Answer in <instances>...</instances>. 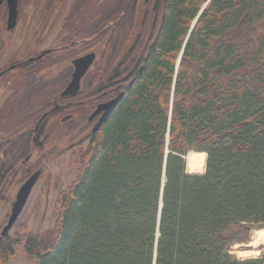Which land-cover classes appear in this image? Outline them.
Instances as JSON below:
<instances>
[{"label": "trees", "instance_id": "trees-1", "mask_svg": "<svg viewBox=\"0 0 264 264\" xmlns=\"http://www.w3.org/2000/svg\"><path fill=\"white\" fill-rule=\"evenodd\" d=\"M208 1L95 9L103 49L77 99L124 97L89 133L51 229L0 235V264L18 245L39 264H264L229 253L264 227V0L200 14ZM191 151L204 174L187 173Z\"/></svg>", "mask_w": 264, "mask_h": 264}, {"label": "flooded vegetation", "instance_id": "flooded-vegetation-1", "mask_svg": "<svg viewBox=\"0 0 264 264\" xmlns=\"http://www.w3.org/2000/svg\"><path fill=\"white\" fill-rule=\"evenodd\" d=\"M65 2L0 0V177L16 174L23 179L20 187L36 172L42 175L39 162L58 148L56 140L61 144L68 138L69 144L65 124L74 120L70 112L82 100L77 99L80 93L62 96L74 73L72 62L95 53V64L103 47L98 10L95 16L84 13L94 0H74L72 9L61 16ZM77 50L86 53L72 54ZM98 105L84 117L90 132L101 116L90 120ZM56 122L58 134L52 131Z\"/></svg>", "mask_w": 264, "mask_h": 264}, {"label": "rangeland", "instance_id": "rangeland-1", "mask_svg": "<svg viewBox=\"0 0 264 264\" xmlns=\"http://www.w3.org/2000/svg\"><path fill=\"white\" fill-rule=\"evenodd\" d=\"M103 1L104 0H94L93 4L84 10L85 15L87 13L88 15L92 14V16H95V9H98L96 6L100 7ZM41 4H44V2L41 1ZM73 4L74 0H66L63 5L64 7H61L62 9L60 10V12L63 11L61 16H64L67 11H70ZM61 20L62 18L59 21L61 22ZM149 29L150 25L147 31H149ZM102 48L103 47L98 49V54H100ZM84 53H86V51L77 50L72 54L82 55ZM66 65L67 62L62 63L64 67ZM75 103H77L76 105H78V107H74L70 112L73 114L72 117L74 120H70L65 124L66 128L70 131L69 144L68 138H65L61 144L56 140L55 145L57 144L58 148H55L49 156L41 158L39 164L40 167L43 168L42 175L33 188L19 219L9 232V236L17 238V235L22 232L43 233L51 229L55 222L60 192L66 190L74 180L76 168L80 164L81 154L84 153L87 148L88 137L91 130L89 126L85 127L86 120H84V117L87 118L90 112L87 113L86 111H92L93 108L89 109V105L87 106L84 100H79ZM59 130L60 127L56 122L52 131L58 134ZM64 142L66 144H63ZM69 145H71V147ZM40 156L41 154H39V157ZM186 171L188 172L187 167ZM6 180V188L3 189L0 199V231L7 223L11 205L15 201L16 193L23 181V179L20 180V178L16 177V174L15 177H7ZM258 230H264V227L253 229L246 242L233 244L229 249L230 255L238 260L262 258L264 261V236L256 246H251V243L256 238L255 232ZM16 249V255L10 259V264H39L38 261H30L26 258L23 252V245H18ZM244 252H255L256 255L239 256V253Z\"/></svg>", "mask_w": 264, "mask_h": 264}, {"label": "water", "instance_id": "water-1", "mask_svg": "<svg viewBox=\"0 0 264 264\" xmlns=\"http://www.w3.org/2000/svg\"><path fill=\"white\" fill-rule=\"evenodd\" d=\"M209 1L204 5L200 14L202 13L206 5L209 3ZM196 21L197 19L194 21L192 28L194 27ZM181 55L182 53L180 54L178 58V64L180 63ZM95 58H96L95 53H89L85 56H82L80 58L73 60L72 64L74 67V73L72 75V79L70 83L68 84V86L65 88V90L62 93L63 97L74 98L80 93L81 81L87 75L91 67L93 66ZM123 97H124V93L122 92L116 97L112 98L111 100L97 106L96 110L90 116V120L94 119L95 117L99 115L101 116L98 122L93 127L92 133H96L106 123V121L111 116V114L119 106ZM40 176H41V172H36L19 188L16 194V197H15V201L13 202L11 206V211H10V215L8 217L7 223L2 229V232H1L2 237L8 235L11 229L16 224Z\"/></svg>", "mask_w": 264, "mask_h": 264}, {"label": "bare ground", "instance_id": "bare-ground-1", "mask_svg": "<svg viewBox=\"0 0 264 264\" xmlns=\"http://www.w3.org/2000/svg\"><path fill=\"white\" fill-rule=\"evenodd\" d=\"M206 158L207 154L206 153H201V152H189L187 156L185 157L186 160V167L188 170L189 174H203L205 171V166H206ZM256 238L255 240L251 243V246H256L257 243L263 239L264 236V230H258L255 232ZM239 256H249V255H256L255 252H244V253H239Z\"/></svg>", "mask_w": 264, "mask_h": 264}]
</instances>
